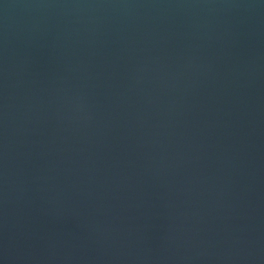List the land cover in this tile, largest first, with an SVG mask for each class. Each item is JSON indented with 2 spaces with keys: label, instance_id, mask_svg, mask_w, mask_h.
I'll use <instances>...</instances> for the list:
<instances>
[{
  "label": "water",
  "instance_id": "obj_1",
  "mask_svg": "<svg viewBox=\"0 0 264 264\" xmlns=\"http://www.w3.org/2000/svg\"><path fill=\"white\" fill-rule=\"evenodd\" d=\"M0 264H264V0H0Z\"/></svg>",
  "mask_w": 264,
  "mask_h": 264
}]
</instances>
